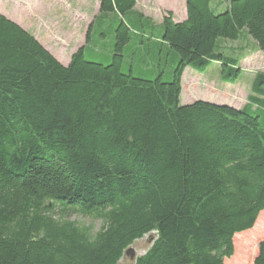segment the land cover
<instances>
[{
  "label": "trees",
  "instance_id": "16d2710c",
  "mask_svg": "<svg viewBox=\"0 0 264 264\" xmlns=\"http://www.w3.org/2000/svg\"><path fill=\"white\" fill-rule=\"evenodd\" d=\"M135 5L99 0L67 65L0 13V264H118L152 232L134 264H226L264 210V73L239 109L180 104L186 67L218 63L221 81L238 80L241 58L220 39L264 52V0H186V18L165 11L156 35ZM97 24L112 38L106 64L85 58ZM131 55L155 59L156 76H133Z\"/></svg>",
  "mask_w": 264,
  "mask_h": 264
},
{
  "label": "rangeland",
  "instance_id": "374dc122",
  "mask_svg": "<svg viewBox=\"0 0 264 264\" xmlns=\"http://www.w3.org/2000/svg\"><path fill=\"white\" fill-rule=\"evenodd\" d=\"M99 0H0V13L18 23L26 31L30 32L41 44L60 57L63 61L69 58L71 52L78 47L84 46L85 35L89 24L99 16ZM158 0H137L135 10L149 17L156 26L153 34L160 31V19L165 13ZM105 33V37L98 35ZM105 26L96 25L91 31L85 58L106 64L109 61L112 38ZM154 41V40H153ZM155 42V41H154ZM219 44L226 52H232L240 56L239 67L241 74L234 84L224 83L220 79V65L213 63L204 72H198L191 67H186L181 78L180 104L191 103L201 99L203 101L228 104L236 109L241 108L246 97L250 93V86L256 73H264V52L257 49L254 42L243 36L238 41L220 39ZM149 46V40L144 44ZM129 46L127 52L132 48ZM154 47V43H152ZM140 48L143 45H139ZM154 49V48H153ZM138 56V53L136 54ZM149 57V55H148ZM147 59H151L149 57ZM169 56L167 55V58ZM128 58L133 65L132 75L145 79H153L158 69L155 59L146 65L138 66L135 55ZM162 68V80L169 81L172 61H158L157 65ZM126 71V69H123ZM70 218L92 224L94 230L100 226V221H92L88 217L72 214ZM252 229V230H251ZM248 234H237L234 237L233 256L225 260L226 264H252L257 252L258 243L264 240V210L257 217L254 226ZM155 232L145 235L129 246L133 258L129 254L122 255L118 264H134L136 257L142 255L150 247L155 237ZM256 235V238L251 239ZM244 259V263L241 261Z\"/></svg>",
  "mask_w": 264,
  "mask_h": 264
},
{
  "label": "crops",
  "instance_id": "0c3cea01",
  "mask_svg": "<svg viewBox=\"0 0 264 264\" xmlns=\"http://www.w3.org/2000/svg\"><path fill=\"white\" fill-rule=\"evenodd\" d=\"M158 1L160 2L159 5H162V8L165 11H170L172 13L173 20L175 22H181L186 18V0H158ZM136 5H137V0H136ZM136 5H135V7H136ZM98 9H99V1H98ZM144 16H146V15H144ZM162 18H163V16L161 17L159 23L162 22ZM89 26H91V24H89ZM89 26H88V28H89ZM43 46L45 47V45H43ZM45 48L63 65H67L69 63L71 54L73 53V52H71V54L69 55V58L67 60L63 61L60 57L53 54L49 50V48H47V47H45Z\"/></svg>",
  "mask_w": 264,
  "mask_h": 264
},
{
  "label": "water",
  "instance_id": "95a60500",
  "mask_svg": "<svg viewBox=\"0 0 264 264\" xmlns=\"http://www.w3.org/2000/svg\"><path fill=\"white\" fill-rule=\"evenodd\" d=\"M4 15V14H3ZM7 17V16H6ZM9 19V18H8ZM11 21H13L12 19H10ZM13 22H15V21H13ZM16 23V22H15ZM18 24V23H17ZM19 25V24H18ZM24 29V28H23ZM38 42L39 43H41L39 40H38ZM44 47V46H43ZM80 47H82V46H80ZM80 47H78L75 51H73V53L74 52H76ZM45 48V47H44ZM46 49V48H45ZM72 53V54H73ZM71 54V55H72ZM198 100H201V99H198ZM208 102H210V101H208ZM211 103H214V104H217V102H211ZM186 104H189V103H186ZM185 105V104H184ZM217 105H226V104H217ZM227 106H230V105H228L227 104ZM230 107H232V106H230ZM232 108H234V107H232ZM236 109V108H235ZM125 254H129L130 255V257L131 258H133V253H132V251H131V249L128 247L126 250H125Z\"/></svg>",
  "mask_w": 264,
  "mask_h": 264
}]
</instances>
